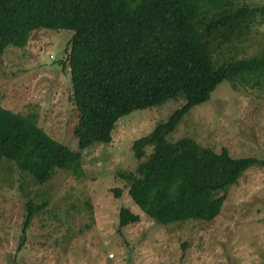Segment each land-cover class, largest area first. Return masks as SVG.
I'll use <instances>...</instances> for the list:
<instances>
[{
  "label": "trees",
  "instance_id": "1",
  "mask_svg": "<svg viewBox=\"0 0 264 264\" xmlns=\"http://www.w3.org/2000/svg\"><path fill=\"white\" fill-rule=\"evenodd\" d=\"M263 20L264 5L235 0H0V54L24 48L37 29L74 32L63 65L72 81L79 149L0 104V164L7 158L40 184L57 169L82 174V150L111 143L121 117L181 100L135 139L137 165L120 176L142 212L160 224L214 219L230 186L264 159L233 157L226 147L215 151L192 137L169 141L167 135L222 80L235 88L264 87V43L257 53L242 50ZM46 206L27 200L23 239ZM140 219L127 207L120 210L121 225Z\"/></svg>",
  "mask_w": 264,
  "mask_h": 264
},
{
  "label": "rangeland",
  "instance_id": "2",
  "mask_svg": "<svg viewBox=\"0 0 264 264\" xmlns=\"http://www.w3.org/2000/svg\"><path fill=\"white\" fill-rule=\"evenodd\" d=\"M263 6L264 0H235ZM259 18H257L258 20ZM72 30L41 28L24 48L0 54V104L31 118L52 138L78 151L75 103L67 61ZM264 43V20L253 27L244 54ZM243 54V52H241ZM182 104L121 117L109 144L82 150V174L57 169L40 184L31 173L2 158L0 164V264H264V165L247 169L226 192L212 220L160 224L142 212L120 173L137 165L133 143ZM192 137L233 157L264 159V87H233L222 80L211 98L192 107L169 141ZM115 189L122 195L116 196ZM46 203L26 229V202ZM129 208L140 221L121 225ZM113 254V256H111Z\"/></svg>",
  "mask_w": 264,
  "mask_h": 264
},
{
  "label": "built area",
  "instance_id": "3",
  "mask_svg": "<svg viewBox=\"0 0 264 264\" xmlns=\"http://www.w3.org/2000/svg\"><path fill=\"white\" fill-rule=\"evenodd\" d=\"M111 256H113V254H111Z\"/></svg>",
  "mask_w": 264,
  "mask_h": 264
}]
</instances>
